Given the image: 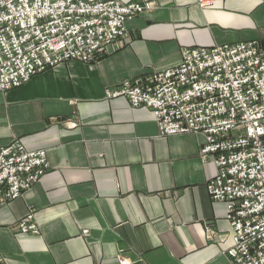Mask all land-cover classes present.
<instances>
[{
    "label": "crops",
    "instance_id": "obj_1",
    "mask_svg": "<svg viewBox=\"0 0 264 264\" xmlns=\"http://www.w3.org/2000/svg\"><path fill=\"white\" fill-rule=\"evenodd\" d=\"M152 3L95 62L71 61L0 90V147L46 151L49 170L0 207L2 264H232L226 205L211 200L204 136L162 137L151 109L107 98L177 65L184 48L264 42L263 0ZM33 214L39 233L18 223Z\"/></svg>",
    "mask_w": 264,
    "mask_h": 264
},
{
    "label": "built area",
    "instance_id": "obj_2",
    "mask_svg": "<svg viewBox=\"0 0 264 264\" xmlns=\"http://www.w3.org/2000/svg\"><path fill=\"white\" fill-rule=\"evenodd\" d=\"M152 8L118 0H0V90L22 87L63 63L97 61L125 37L129 21ZM106 95L151 109L162 137L204 136L200 156L213 157L216 167L207 192L226 205L232 228L226 254L232 264H264V42L184 48L177 65L125 79ZM48 170L43 149L29 150L20 140L0 147V207ZM17 227L39 233L33 214Z\"/></svg>",
    "mask_w": 264,
    "mask_h": 264
}]
</instances>
